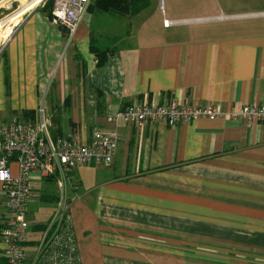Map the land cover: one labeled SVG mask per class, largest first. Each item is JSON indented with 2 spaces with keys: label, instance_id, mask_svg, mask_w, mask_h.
Wrapping results in <instances>:
<instances>
[{
  "label": "crops",
  "instance_id": "obj_1",
  "mask_svg": "<svg viewBox=\"0 0 264 264\" xmlns=\"http://www.w3.org/2000/svg\"><path fill=\"white\" fill-rule=\"evenodd\" d=\"M48 2L9 21L30 10L0 54V122H29L45 106L54 138L118 135L111 166L68 175L81 264H264V124L108 122L143 100L227 112L263 106L264 0H149L133 17L95 7L72 37ZM96 23L112 34L111 47ZM92 46L114 48L102 69ZM11 169L17 176V164ZM33 180L40 193L57 192L55 178ZM4 201L0 185V223ZM37 205L35 235L55 203ZM4 250L0 239V264Z\"/></svg>",
  "mask_w": 264,
  "mask_h": 264
},
{
  "label": "built area",
  "instance_id": "obj_2",
  "mask_svg": "<svg viewBox=\"0 0 264 264\" xmlns=\"http://www.w3.org/2000/svg\"><path fill=\"white\" fill-rule=\"evenodd\" d=\"M48 1H52L53 21L65 27L72 37L94 0H42L37 6ZM22 15L16 23L9 22L12 18L2 21L0 32L5 37H0V54L26 17L21 19ZM164 24L170 26L171 22ZM219 118H239L248 126L264 124V105H248L240 111L227 112L219 105L192 107L178 100L163 103L143 100L128 105L109 117L108 122H123L138 128L150 124L177 127L194 120ZM50 127L51 116L45 106L39 107L29 122L17 115L7 123L0 122V185L5 197L0 239L5 244V264H81L69 212L72 198H68L71 189L68 175L77 166H111L119 137L94 131L86 143H80L72 137L54 138ZM13 163L18 166L17 176H13ZM52 175L59 198L49 219L35 235L32 232L35 225L29 218L31 207L40 202V189L34 186L33 178L37 176L42 183Z\"/></svg>",
  "mask_w": 264,
  "mask_h": 264
},
{
  "label": "trees",
  "instance_id": "obj_3",
  "mask_svg": "<svg viewBox=\"0 0 264 264\" xmlns=\"http://www.w3.org/2000/svg\"><path fill=\"white\" fill-rule=\"evenodd\" d=\"M148 1L149 0H97L95 5L97 6L96 7L97 9H101L107 12H111V11H117L120 13H133L134 12V15H135L139 13L141 9H143L145 6H147ZM48 3L52 5V1H49ZM49 16L50 18H52V10L49 13ZM92 51L98 57V68L100 69H102L104 65L106 64V61H107L106 55L108 53L114 52L113 49H108L102 52V51L97 50V48L94 46H92ZM51 126H52V119H51ZM54 178H55V175H52L50 178L46 180V182H49V181L53 182ZM70 190H72V188ZM39 197H40V202L44 205L54 204L58 201V198H59L58 195L56 194V191L55 193L53 192L51 193L49 191H44L43 193L41 192ZM1 229H2V225H0V231Z\"/></svg>",
  "mask_w": 264,
  "mask_h": 264
},
{
  "label": "rangeland",
  "instance_id": "obj_4",
  "mask_svg": "<svg viewBox=\"0 0 264 264\" xmlns=\"http://www.w3.org/2000/svg\"><path fill=\"white\" fill-rule=\"evenodd\" d=\"M28 1H29V0H12V1L7 2V3H6V2L1 3V4H0V22L5 21V20L11 18V16H12L13 14H15L17 11H19L21 7L26 6V5H27L26 3H27ZM96 2H97V0H95V1L93 2L94 4H92L91 7H89L88 12L91 11L93 8L97 7V6L95 5ZM29 12H30V10H28L24 15H22L21 19L24 18L25 15H27ZM98 12H101V13H104V14H106V15H110V16H112V15H118V16H122V17H124V16H127V17H133V15H134V12H133V13H120V12H117V11L107 12V11H103V10H101V9H99ZM21 19H20V20H21ZM0 25L2 26V24H0ZM1 26H0V27H1ZM98 26H99V25H97V23H96L94 33L98 36L99 31H100V32H101L100 36H101V38H103V40H104L103 42H106L105 39L111 40V36H112V34L106 32V31L103 30V29L98 28ZM115 26H116V25H115ZM105 29H106V28H105ZM117 29H118V26H117V27L111 26L110 31H111V32H115ZM0 37H1V39L4 38V37H5V34H2V32H0ZM118 40H119V39H118ZM120 42H121V40H120ZM106 43H107V42H106ZM117 43H118V42H117ZM108 44H109V43H107V45H108ZM109 46H110V44H109ZM98 47H101V44H98ZM110 47H111V46H110ZM111 49H114V48L112 47ZM56 194L59 195L58 192H56ZM71 197H72L71 195L68 196V198H71ZM37 208H40L37 204H34V205L31 207L33 214H35V211H36V210H34V209H37ZM40 210L43 211L44 208H41ZM37 212H38V211H37ZM37 212H36V213H37ZM46 213H47L46 211H43V212H42L41 214H39V215H45Z\"/></svg>",
  "mask_w": 264,
  "mask_h": 264
},
{
  "label": "bare ground",
  "instance_id": "obj_5",
  "mask_svg": "<svg viewBox=\"0 0 264 264\" xmlns=\"http://www.w3.org/2000/svg\"><path fill=\"white\" fill-rule=\"evenodd\" d=\"M38 2H39V0H29V3L22 10H20V12L24 11L26 9H29L30 7L34 6Z\"/></svg>",
  "mask_w": 264,
  "mask_h": 264
}]
</instances>
